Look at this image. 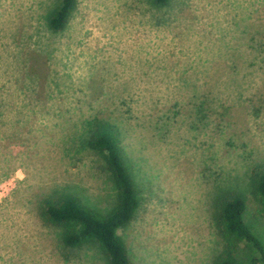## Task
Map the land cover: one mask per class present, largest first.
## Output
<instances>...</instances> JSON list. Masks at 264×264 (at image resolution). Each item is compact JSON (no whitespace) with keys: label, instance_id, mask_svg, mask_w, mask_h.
<instances>
[{"label":"rangeland","instance_id":"rangeland-1","mask_svg":"<svg viewBox=\"0 0 264 264\" xmlns=\"http://www.w3.org/2000/svg\"><path fill=\"white\" fill-rule=\"evenodd\" d=\"M60 2L0 0V264H107L41 216L46 195L117 206L89 144L98 115L121 130L136 182L118 230L133 264H213L224 190L264 238V0H77L54 31Z\"/></svg>","mask_w":264,"mask_h":264},{"label":"trees","instance_id":"trees-1","mask_svg":"<svg viewBox=\"0 0 264 264\" xmlns=\"http://www.w3.org/2000/svg\"><path fill=\"white\" fill-rule=\"evenodd\" d=\"M154 1L157 5L171 2ZM76 3L77 0H61L49 18V28L64 29ZM94 121L96 128L89 144L105 155L118 189L117 206L110 213L101 214L84 205L75 195L66 194L56 200L46 195L41 200L45 207L41 216L45 222L60 227V238L65 246L77 248L93 243L106 257L107 264H133L118 230L132 222L138 209L136 182L123 156L121 130L103 116L98 115ZM253 188L264 205V169L254 172ZM214 203L213 219L221 235V249L213 264H264V238L245 220V198L237 191L224 190Z\"/></svg>","mask_w":264,"mask_h":264}]
</instances>
